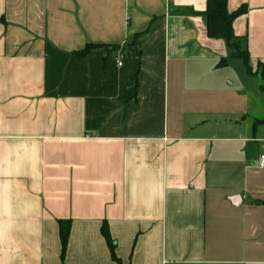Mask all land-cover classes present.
<instances>
[{
    "label": "crops",
    "instance_id": "crops-1",
    "mask_svg": "<svg viewBox=\"0 0 264 264\" xmlns=\"http://www.w3.org/2000/svg\"><path fill=\"white\" fill-rule=\"evenodd\" d=\"M242 6L255 72L264 0ZM206 10L0 0V264H264L262 81Z\"/></svg>",
    "mask_w": 264,
    "mask_h": 264
},
{
    "label": "trees",
    "instance_id": "trees-1",
    "mask_svg": "<svg viewBox=\"0 0 264 264\" xmlns=\"http://www.w3.org/2000/svg\"><path fill=\"white\" fill-rule=\"evenodd\" d=\"M247 8L242 6L235 12H230L228 9V0H207V10L205 12L207 20L208 37L211 39L223 40L227 43L228 48L232 51V58L241 59L244 61L248 73L250 75H257L262 80L261 91L264 92V64L259 63L256 71L250 66V54L247 50L243 49L241 40L235 35L233 25L234 22L245 15ZM91 47H87L81 55H86ZM264 124V121H260ZM102 234L107 240L112 256L115 259L114 244L110 239L109 232L104 226ZM70 236V225L68 222H60V238L62 243V260L65 259Z\"/></svg>",
    "mask_w": 264,
    "mask_h": 264
},
{
    "label": "built area",
    "instance_id": "built-area-1",
    "mask_svg": "<svg viewBox=\"0 0 264 264\" xmlns=\"http://www.w3.org/2000/svg\"><path fill=\"white\" fill-rule=\"evenodd\" d=\"M122 59H123V56H122V55H120V56L117 58V60H116V64H117L118 67H121V66L123 65V63H122ZM259 166H260L261 168H264V155L260 158Z\"/></svg>",
    "mask_w": 264,
    "mask_h": 264
},
{
    "label": "rangeland",
    "instance_id": "rangeland-1",
    "mask_svg": "<svg viewBox=\"0 0 264 264\" xmlns=\"http://www.w3.org/2000/svg\"><path fill=\"white\" fill-rule=\"evenodd\" d=\"M261 79V78H260ZM262 81V80H261Z\"/></svg>",
    "mask_w": 264,
    "mask_h": 264
}]
</instances>
